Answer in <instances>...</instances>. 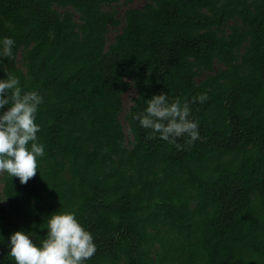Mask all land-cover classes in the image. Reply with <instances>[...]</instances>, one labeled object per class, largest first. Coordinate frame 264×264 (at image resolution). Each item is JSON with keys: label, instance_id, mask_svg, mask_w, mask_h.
Here are the masks:
<instances>
[{"label": "trees", "instance_id": "obj_1", "mask_svg": "<svg viewBox=\"0 0 264 264\" xmlns=\"http://www.w3.org/2000/svg\"><path fill=\"white\" fill-rule=\"evenodd\" d=\"M131 1L0 0V62L43 97L45 152L24 184L0 174V264L11 232L39 242L57 210L92 234L86 264H264V0L116 7ZM159 92L206 93L199 139L178 149L132 119Z\"/></svg>", "mask_w": 264, "mask_h": 264}, {"label": "clouds", "instance_id": "obj_2", "mask_svg": "<svg viewBox=\"0 0 264 264\" xmlns=\"http://www.w3.org/2000/svg\"><path fill=\"white\" fill-rule=\"evenodd\" d=\"M14 44L10 36L0 38V58H11ZM0 71L5 73L0 78V174L16 176L24 184L38 171L37 158L45 154L37 137L40 125L35 123L43 97L36 90L24 89L20 78L10 74L2 62ZM206 99V93L189 101L159 92L145 99L143 110L134 113L132 119L150 129V135L179 149V138H185L187 144L199 139L198 121L190 118L189 104ZM43 226L46 233L39 242L33 239L32 232L23 229L8 235L5 247L14 264H86L94 255L93 236L73 211H54L44 218ZM0 243H4L2 236Z\"/></svg>", "mask_w": 264, "mask_h": 264}, {"label": "rangeland", "instance_id": "obj_3", "mask_svg": "<svg viewBox=\"0 0 264 264\" xmlns=\"http://www.w3.org/2000/svg\"><path fill=\"white\" fill-rule=\"evenodd\" d=\"M142 3V0H132L131 2L127 3V4H118L116 7L121 9V11L126 8V7H129V6H139L141 5ZM114 31H110V33L108 34V37L110 38L112 35H113ZM135 89L134 87L130 86L127 90L126 93L123 94L122 96V100H123V104H124V108H127L129 106V104L132 102V98L133 96L135 95ZM120 120H121V123L123 125V128H124V132H125V138L126 140H129L130 137H129V134H128V130H127V126L125 124V121L123 119V116L120 117Z\"/></svg>", "mask_w": 264, "mask_h": 264}]
</instances>
